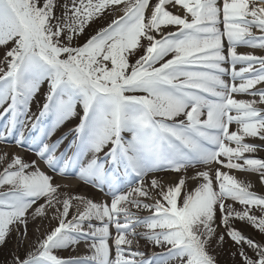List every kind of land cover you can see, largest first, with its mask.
Instances as JSON below:
<instances>
[{"label":"snow or ice","instance_id":"1","mask_svg":"<svg viewBox=\"0 0 264 264\" xmlns=\"http://www.w3.org/2000/svg\"><path fill=\"white\" fill-rule=\"evenodd\" d=\"M105 10L113 19L86 35ZM239 46L264 50V0H0V142L14 137L53 173L0 155V248L14 231L19 248L38 218L57 221L11 264H218L212 241L225 236L239 264H264V240L233 223L264 235V194L232 174L264 187V158L251 155L264 149V55ZM73 170L110 200L60 193L70 186L56 176ZM169 171L177 179L147 180ZM136 237L162 250L133 249ZM82 241L90 254L54 251Z\"/></svg>","mask_w":264,"mask_h":264},{"label":"rangeland","instance_id":"2","mask_svg":"<svg viewBox=\"0 0 264 264\" xmlns=\"http://www.w3.org/2000/svg\"><path fill=\"white\" fill-rule=\"evenodd\" d=\"M118 12V11H117ZM57 14H59V9H57ZM117 14V13H116ZM110 18V14L108 12H104L103 14V17L98 19L95 23L91 24V27L88 28L89 31H93L95 29H97V27H100L104 20H107ZM88 34V32H87ZM86 34V35H87ZM83 41V37L81 38V41L80 43ZM11 46V44L9 45V47ZM4 51L5 49L2 47L0 49V58L2 55H4ZM3 58V57H2ZM133 60L135 59V57L132 58ZM2 62V59H0V63ZM142 94V93H140ZM3 153H5L6 149L3 148ZM28 158H26L25 161H28V159H31L30 156H26ZM0 171H2V167H0ZM245 177V176H244ZM244 181H247L245 178H243ZM57 182V180H55V183ZM60 184V183H59ZM83 190H86L88 192V194L86 195L87 198H92L94 199L96 202H102V195L93 190L92 188H89L87 186H84L82 184H80V186L76 189V190H73V189H68L67 187H62L61 189H59V192L60 193H63L65 191H70L72 194L76 195V194H80L81 195V191ZM44 203V200L42 199L41 201H38L37 202V205H34L33 206V209H30L29 212L31 213V211L34 210V208L36 206H38L39 204H43ZM75 204V202H74ZM242 207H240L241 209ZM133 211H137L135 208L132 209ZM254 212H259L258 209H253ZM144 213L146 211H143ZM48 215H51V212L48 211ZM57 221L56 220H52L51 222H49L48 219H37L36 221L34 222H30L29 225H28V239L27 241L22 244L21 246H17V242H16V236H17V233L14 231L12 233V237L9 239L8 243L6 246H4L3 248H0V264H11V260H12V257L14 256L13 254H15V252L17 253V251H19V254H25L26 251L28 250H31V246L33 245V243L35 242L36 238L38 236L35 235V227L37 225H40L42 224V226L45 228L43 231V233L49 231L52 226H54V224L56 223ZM238 223L237 226H239L241 229H243L244 231H246L245 229L247 228L250 232V234H252V236H249V234L245 233L247 236L251 237V238H256L254 235L257 236L258 240H264V235H262L260 232H255L253 229H255L254 227H252V231L251 229L245 224V223H241V222H236ZM241 223V224H240ZM50 227V228H49ZM255 233V234H254ZM225 240H226V243L223 245V246H217V243L215 240L212 241V249H213V254L217 257V261H218V264H239V257H236V258H233L230 253L235 251L236 248L238 247L237 245H235L231 240L230 238H226L225 237ZM149 244L150 242L146 241L144 242L143 241V246L142 248L145 249V250H148L149 249ZM251 254V252H250Z\"/></svg>","mask_w":264,"mask_h":264},{"label":"bare ground","instance_id":"3","mask_svg":"<svg viewBox=\"0 0 264 264\" xmlns=\"http://www.w3.org/2000/svg\"><path fill=\"white\" fill-rule=\"evenodd\" d=\"M123 13H122V11H120V13L118 14V15H122ZM257 34H258V32H257ZM237 51L239 52V53H254V54H256V55H264V50H262V49H257V48H252V47H247V48H242V49H237ZM242 65H240L239 67H241ZM239 67H237V68H239ZM246 97V96H245ZM244 97V98H245ZM3 147H1L0 146V155H6V159L10 162V159H11V157L13 156V155H16V154H21V153H18L17 151H16V149L15 148H8V150L10 149V151L11 150H14V152H6L5 151V153H3L4 151H3V149H2ZM189 175H192L193 174V172H189L188 173ZM153 176H156L157 178H159L158 177V175L156 174V173H154V174H152V175H150L149 176V178H150V180L152 179V177ZM248 176H250V177H252V178H254V179H256V180H258L259 181V179H258V177H256V176H254L253 174H251V173H249V175ZM175 179H177V176H176V174H168L167 176H164V178H163V180L164 181H168V180H175ZM149 180V181H150ZM56 183H60V184H62V185H66V186H70V187H67V188H72V189H74V188H76V187H78V184H79V182H77L75 179H73V178H69V179H63V178H61V177H59V179L57 180V182ZM198 183H199V181L198 180H192V181H190L189 183H188V187H189V189H194L197 185H198ZM259 191H264L261 187H260V189H259ZM81 195H85V193H82ZM106 199V197L105 198H103V201ZM36 228H37V226L35 227V235L36 236H40L45 230V228L42 226V224H40L39 225V231L37 232L36 231ZM44 230V231H43Z\"/></svg>","mask_w":264,"mask_h":264}]
</instances>
